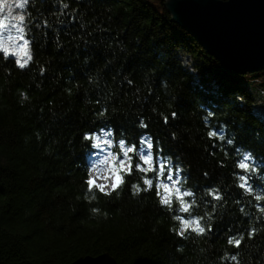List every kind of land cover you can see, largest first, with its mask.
Masks as SVG:
<instances>
[{"label": "trees", "instance_id": "trees-1", "mask_svg": "<svg viewBox=\"0 0 264 264\" xmlns=\"http://www.w3.org/2000/svg\"><path fill=\"white\" fill-rule=\"evenodd\" d=\"M167 1L0 0L3 44L22 58L7 35L23 24L33 57L25 70L0 59V264H71L104 253L117 264H264V192L237 187L236 168L249 152L264 168V69H223L173 20ZM100 127L114 129L115 142L152 135L190 175L186 218L214 231L177 236L173 217L184 214L176 204L161 207L151 191L133 195L141 173L118 194L89 192L94 150L81 133ZM220 128L221 139L207 136ZM207 186L222 199L211 200ZM229 236L242 237L239 249Z\"/></svg>", "mask_w": 264, "mask_h": 264}, {"label": "snow or ice", "instance_id": "snow-or-ice-1", "mask_svg": "<svg viewBox=\"0 0 264 264\" xmlns=\"http://www.w3.org/2000/svg\"><path fill=\"white\" fill-rule=\"evenodd\" d=\"M30 0H27V5ZM26 5V6H27ZM26 6L22 5V8ZM66 10L69 5L63 6ZM22 30L16 29V35L13 36L10 33L7 35V39H16L17 46H23L24 55L22 58H18L16 51L9 49L3 44L4 33L0 30V59L5 61H12L20 70H25L30 66L33 59L29 51L30 39L25 34L24 25L19 26ZM12 29V28H11ZM18 38V39H17ZM45 69L42 67L40 72L44 74ZM131 83L132 81H127ZM106 109L99 112V116L104 117L106 115ZM178 113L173 111L171 113V119L174 120ZM213 111L209 110L205 117V123L207 124L208 118L213 117ZM163 123L169 125L170 119L168 116L162 117ZM139 127L142 129H148L149 124L143 120H140ZM225 130L220 128L218 130L207 131V136L216 139H221L224 136ZM82 140L86 143L90 149L94 150L97 160L104 166V178L102 182H97V178L92 173L93 169H96L98 165L92 163L90 167L86 169L85 178L83 183L86 185V189L89 192L95 190L103 196H109L111 193H119V190L125 186L126 177L132 176L134 173H141L140 184L133 183L131 185L133 195H138L141 192H152L161 207L172 208L173 204L177 207L174 209L184 215L174 216L173 218L179 221L180 228L176 231L177 236L183 237L185 232H194L197 235L210 234L214 231L213 225L203 226L200 223V219H189L186 217L191 216V200L195 197V193L189 191L184 185L187 179H190V175L185 176V168L182 165L176 163L172 155H165L163 147L157 148V141L155 138L145 133L142 135L138 143H130L125 139H120L118 142L114 141L115 131L108 127H100L96 131H86L81 133ZM172 138L175 140V134ZM226 143L232 145L233 139H227ZM116 147L119 151H113ZM235 151L239 156L240 149L236 148ZM236 168L243 174L238 175V179L241 181L237 185L240 189L248 192H253L256 187H260L264 192V184L258 183L259 177L264 175V168L253 158L251 152L248 154L239 156L236 161ZM150 174V175H149ZM205 177L208 173H203ZM207 196L213 201H220L221 195L213 189L211 186H207ZM259 195L255 196L256 201H260ZM257 207L262 205L259 203ZM194 225V226H193ZM254 229L248 231V236L253 235ZM242 237L234 238L229 236L227 243L235 249L241 247ZM231 260L237 259L236 255H231Z\"/></svg>", "mask_w": 264, "mask_h": 264}, {"label": "water", "instance_id": "water-1", "mask_svg": "<svg viewBox=\"0 0 264 264\" xmlns=\"http://www.w3.org/2000/svg\"><path fill=\"white\" fill-rule=\"evenodd\" d=\"M173 20L230 73L264 69V0H168ZM71 264H117L109 254Z\"/></svg>", "mask_w": 264, "mask_h": 264}, {"label": "clouds", "instance_id": "clouds-1", "mask_svg": "<svg viewBox=\"0 0 264 264\" xmlns=\"http://www.w3.org/2000/svg\"><path fill=\"white\" fill-rule=\"evenodd\" d=\"M89 175H94L95 176V173H89ZM97 178V177H96ZM103 181V179L102 178H97V182L99 183V182H102ZM86 199H88V200H94V199H96V197H95V195H92V196H87L86 197ZM98 211V209H96V208H93L92 209V212L93 213H95V212H97Z\"/></svg>", "mask_w": 264, "mask_h": 264}, {"label": "rangeland", "instance_id": "rangeland-1", "mask_svg": "<svg viewBox=\"0 0 264 264\" xmlns=\"http://www.w3.org/2000/svg\"><path fill=\"white\" fill-rule=\"evenodd\" d=\"M155 5H160V0H151Z\"/></svg>", "mask_w": 264, "mask_h": 264}, {"label": "built area", "instance_id": "built-area-1", "mask_svg": "<svg viewBox=\"0 0 264 264\" xmlns=\"http://www.w3.org/2000/svg\"><path fill=\"white\" fill-rule=\"evenodd\" d=\"M99 169L103 170L102 174L104 176V166L102 164H100V168Z\"/></svg>", "mask_w": 264, "mask_h": 264}]
</instances>
